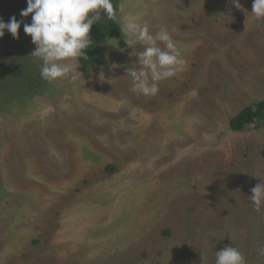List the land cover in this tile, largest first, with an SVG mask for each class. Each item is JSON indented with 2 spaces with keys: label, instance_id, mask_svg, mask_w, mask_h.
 Returning a JSON list of instances; mask_svg holds the SVG:
<instances>
[{
  "label": "rangeland",
  "instance_id": "1",
  "mask_svg": "<svg viewBox=\"0 0 264 264\" xmlns=\"http://www.w3.org/2000/svg\"><path fill=\"white\" fill-rule=\"evenodd\" d=\"M116 1L117 24L166 30L186 62L155 96L131 90L143 46L123 34L96 69L76 60L35 94L23 24L0 38V264H215L227 246L264 264V204L248 197L264 183V126L228 128L264 100V19L253 0ZM26 7L0 0V17L30 24Z\"/></svg>",
  "mask_w": 264,
  "mask_h": 264
},
{
  "label": "clouds",
  "instance_id": "2",
  "mask_svg": "<svg viewBox=\"0 0 264 264\" xmlns=\"http://www.w3.org/2000/svg\"><path fill=\"white\" fill-rule=\"evenodd\" d=\"M232 3L236 8L241 7L239 0ZM251 13L255 19H264V0H253ZM20 15H31V23L18 21L15 16L5 23L0 17V38L7 30L18 39V30L23 24L25 34L36 45L30 56L42 61L40 76L49 82L64 77L75 68L77 58L86 55L85 49L93 43L89 35L93 24L100 22L102 16L115 19L112 0H27V7ZM119 27L129 47L143 46L137 56L139 67L126 70L133 92L155 96L160 81L184 71L186 62L166 30L153 34L147 22L141 23L138 17L130 16L123 17ZM248 197L259 211L264 204V183L256 184ZM215 264H245V261L238 249L227 246L216 251Z\"/></svg>",
  "mask_w": 264,
  "mask_h": 264
},
{
  "label": "trees",
  "instance_id": "3",
  "mask_svg": "<svg viewBox=\"0 0 264 264\" xmlns=\"http://www.w3.org/2000/svg\"><path fill=\"white\" fill-rule=\"evenodd\" d=\"M114 11L116 10V0H112ZM92 44L88 49H85L86 55L80 58H77L80 66L83 69L94 70L98 67V61L100 59L99 47L101 43L113 36H121L122 32L120 30L119 24L116 21L108 20L106 17L103 18L100 22L92 25V28L89 33ZM39 76H36V78ZM33 83L30 84L27 80V76H24L23 83L26 85L27 89L33 92L34 89H39L41 92L46 85L42 80H32ZM28 82V83H27ZM260 124L264 126V100L249 105L243 108L237 115L230 118L228 122V128L232 132H242L248 126L252 124Z\"/></svg>",
  "mask_w": 264,
  "mask_h": 264
}]
</instances>
